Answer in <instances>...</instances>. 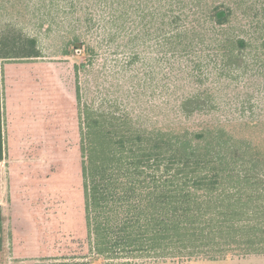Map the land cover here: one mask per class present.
Returning a JSON list of instances; mask_svg holds the SVG:
<instances>
[{
    "label": "trees",
    "instance_id": "16d2710c",
    "mask_svg": "<svg viewBox=\"0 0 264 264\" xmlns=\"http://www.w3.org/2000/svg\"><path fill=\"white\" fill-rule=\"evenodd\" d=\"M46 1L49 7L82 13L67 35L66 50L72 46L83 51L90 63L99 54V43H89L82 32L97 35L102 26L97 10H106L113 24L106 37L123 36L151 47L160 72L175 73L173 85L185 87L180 92L164 81L160 93L170 97L165 105L171 102L178 118L219 110L225 103L217 94L219 79L247 73L253 43L236 31V0ZM258 46L264 54V35ZM39 56L35 37L0 36V62ZM82 111L86 214L97 254L111 259L219 260L238 243L258 241L255 231L264 212L262 205H253L255 198L264 196V138L255 136L262 125L258 120L220 119L193 130L178 128L184 122L175 120L148 129L130 113L121 117L89 107ZM227 123L253 134L237 138L226 129ZM3 153L0 70V160ZM253 185L263 191L250 193ZM2 222L0 204V228ZM241 229L253 232V237L238 238L235 232Z\"/></svg>",
    "mask_w": 264,
    "mask_h": 264
},
{
    "label": "rangeland",
    "instance_id": "374dc122",
    "mask_svg": "<svg viewBox=\"0 0 264 264\" xmlns=\"http://www.w3.org/2000/svg\"><path fill=\"white\" fill-rule=\"evenodd\" d=\"M45 3L0 0V36L35 37L40 51L39 57L0 62L4 149L0 160V264H264V212L259 214L255 231L258 241L238 243L219 260L111 259L97 254L87 223L81 151L82 110L86 107L121 117L130 113L138 125L148 129L175 120L184 122L178 128L186 125L191 130L220 119L258 120L262 125L255 136L264 138V54L257 49L264 35V0H236V31L253 43L247 73L219 79L217 94L225 102L219 110L181 118L171 111V102L165 105L170 97L160 96L164 81L172 83L171 74L176 75L160 72L151 47L123 36L106 37L114 27L106 10H97L95 15L102 18L97 35L82 32L89 43H99V54L90 63L83 51L72 46L66 50L67 35L82 13ZM172 88L185 90L181 85L176 89L173 83ZM226 129L237 138L253 134L239 124L227 123ZM259 189L263 191L253 185L249 191ZM255 199L253 205L264 207V196ZM247 232L235 233L245 241L254 235Z\"/></svg>",
    "mask_w": 264,
    "mask_h": 264
}]
</instances>
